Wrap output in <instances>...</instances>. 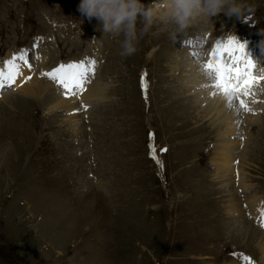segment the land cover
<instances>
[{
	"label": "rangeland",
	"instance_id": "rangeland-1",
	"mask_svg": "<svg viewBox=\"0 0 264 264\" xmlns=\"http://www.w3.org/2000/svg\"><path fill=\"white\" fill-rule=\"evenodd\" d=\"M79 2L0 0V59L10 46L35 42L37 54L29 52L26 65L31 74L42 70L37 60L44 53L45 68L96 54L88 84L99 76L108 86L81 132L62 120V108L48 111L47 96L23 95L13 85L0 90V264H239L241 257L255 262L241 264L262 263L252 235L235 234L232 219L242 220H228V192L208 163L217 127L191 107L181 65L185 45L201 46L210 32L202 29L211 24L220 28L212 36L235 29L252 42L257 62L264 0H240L247 8L239 19L222 12L207 24L197 17L183 32L155 17L129 57L119 54L123 36L83 17ZM193 33L196 44L183 41ZM258 110L259 120L245 123L255 144L244 160L251 183L245 195L264 200Z\"/></svg>",
	"mask_w": 264,
	"mask_h": 264
},
{
	"label": "bare ground",
	"instance_id": "bare-ground-1",
	"mask_svg": "<svg viewBox=\"0 0 264 264\" xmlns=\"http://www.w3.org/2000/svg\"><path fill=\"white\" fill-rule=\"evenodd\" d=\"M145 2H146V6L154 2L157 9L156 17L162 19V21L165 23L166 22L168 24L171 23L170 21L162 18L163 13L165 11L164 8L162 7L164 0H146ZM198 18H199L198 21H202V22L204 21L203 23L209 24L208 19L210 18H206V17H198ZM198 18L194 20H197ZM202 22L200 24H203ZM216 25L217 24L215 25L211 24V26L206 25L205 26L206 28L203 27L204 29L202 30H210V32L207 35L205 33L204 35L205 39H203L204 41L201 40V44H202L201 46H196V48H194L191 45H187V46L185 45L186 51L183 53L184 55L182 56V58L183 57L186 58L187 63L183 65L180 64L181 66L184 67L183 77H184V85L186 90L185 93H187L188 96L191 97L190 99H192L193 101L190 104L191 107L194 108V105H196V108L198 110L197 112L201 116L200 118L209 117L211 122L217 127L215 133L216 135L215 136L216 143H214L215 147L212 145L215 149H213V154L210 156L208 160V163L212 165L214 168V170L212 171V178L214 176L217 182L219 181V189H221L224 192L227 190L228 192L224 198V200L226 201L224 204L225 205L224 210L228 215V220L230 222H231V218H235V219L240 218V220H242L241 223H238L235 222L234 219H232L233 224L235 225L234 226L235 234L238 235L242 234L243 236H247L248 234L252 235L251 237H253L256 240V245L257 248H259L260 250L261 259L263 261L262 263H258V262L256 263L264 264V227L260 226L261 209H264V200L257 193H254L252 195L250 194L245 195V192L250 187L251 183L248 182V178H246L247 171L245 170V165H244L246 164L244 160L246 159L247 156H250L248 155V153L252 151V149H254L251 147L255 145L254 144L250 146V138L246 139L247 136L245 134H247L251 129L249 128V125L245 123L246 121L249 124L250 121L255 123L257 120H259L260 115L258 113L259 112L258 109L264 110V103H250V107L253 109L252 112L249 111L240 112L237 110L236 107H233L231 109L228 108L222 96L217 95L214 97L213 95L210 94L211 91L210 89H206L205 87L202 86L207 81L205 77L201 75V72L199 70V64L208 58L207 53L211 50L213 42L217 38L226 39L229 35L234 37L238 36L240 40L247 41V48L251 55L252 54L256 55V51L255 49H253L254 45L252 44V42H250L248 39L243 37L240 33H236L235 29H233L232 34L229 35L226 34L227 32L226 31L225 33L219 34V36L217 37L212 36V34H214L212 33V31H218L220 29L218 25L217 26ZM198 34L199 33H193L190 36H188L186 40L183 41L186 43L188 41H191L192 44H196V41L199 38ZM35 44H36L35 42H30L27 44V46L23 47L22 49H18L17 51L13 50L12 49L13 47L11 48L10 46V48L8 47L5 53V59L11 58L14 52L15 53L23 52V54L25 55V60L27 61V58L29 57L28 56L29 52H33V54H37L38 49ZM193 52L199 53V55L194 57L192 55ZM95 56L97 55L96 54H93L92 56L88 55V57L85 59L75 57L72 60L68 59L67 61H60L56 63V65L53 67H56L61 62L67 63L69 61H79V60H84L85 64L90 66L92 64L90 62H92L95 59ZM46 60H47V54L44 53V55L40 56L39 59L37 60V62L39 61L38 64L42 70L41 71L38 70V72L33 71V73L28 74L27 73L28 70L26 68V65L28 63L20 64L17 59L16 62L20 65L21 75L15 78V82L12 84L13 90L23 95H28V96L36 95L38 98H43L47 96L46 106L48 111L51 113L62 108L63 109L62 120L66 121L69 124V127L73 129V132H81V128H83L84 125L82 123V119L84 115L86 117H90L93 113H95L96 105L102 103L105 99L106 96L105 89H107L108 86L103 85L102 84L103 81H101L102 77L100 78L98 76V79L95 80L92 85L91 83L89 85L88 82L85 83L83 91L76 94H69L66 96L64 89H62L59 85H57L55 82H53L46 76L41 75L43 71H48L53 68V67L45 68L48 67L45 66ZM256 63H257L256 64L257 69L264 67V50L261 53V55L258 56V60ZM26 77H31V79H25ZM262 88H264V84L254 89L258 93V95L252 97L251 99H256L260 101V99L264 97V91H261ZM0 90H2V88ZM0 98H2V96H0ZM88 103L91 104L89 108L87 106ZM84 106L87 107L85 108ZM242 114H244L243 118H241ZM240 142L242 143L241 148L237 147V144ZM253 142L255 141L253 140ZM19 145L20 142L18 144V147ZM235 158L238 159V161L237 160L235 161ZM246 161L248 160L246 159ZM234 179L236 183L234 182ZM242 200H245L244 204L247 205V209H248L247 213L245 214H244V208L242 207ZM252 221H255V223L250 224V222ZM236 258L237 256L233 257V259L235 260ZM249 260L253 262V260L251 259ZM239 261H240L239 264H241V263H245L246 260L241 257L239 258ZM230 264H235V263L234 261H232L230 262ZM247 264H250L248 260H247Z\"/></svg>",
	"mask_w": 264,
	"mask_h": 264
},
{
	"label": "snow or ice",
	"instance_id": "snow-or-ice-1",
	"mask_svg": "<svg viewBox=\"0 0 264 264\" xmlns=\"http://www.w3.org/2000/svg\"><path fill=\"white\" fill-rule=\"evenodd\" d=\"M187 43L191 44V41ZM192 55L195 57L199 53L193 52ZM207 57L199 64V70L207 81L202 86L210 89L211 95L222 96L228 108L236 107L238 111L252 112L250 103H264L251 99L258 95L254 89L264 84V67L257 69L256 60L248 51L247 41L231 35L226 39L217 38ZM17 59L27 63L23 52H14L11 58L0 59V88L11 87L15 78L21 75ZM91 71V67L86 65L84 60H79L61 62L56 67L43 71L41 75L64 89L67 96L84 90ZM261 91H264V88ZM149 154H152L151 151ZM260 226L264 227V209H261Z\"/></svg>",
	"mask_w": 264,
	"mask_h": 264
},
{
	"label": "clouds",
	"instance_id": "clouds-1",
	"mask_svg": "<svg viewBox=\"0 0 264 264\" xmlns=\"http://www.w3.org/2000/svg\"><path fill=\"white\" fill-rule=\"evenodd\" d=\"M162 7V18L173 23L177 32H183L197 17L212 18L223 12L239 19L247 8L240 0H164ZM78 11L89 20L95 18L104 33L122 35L119 54L129 57L151 28L157 9L154 2L145 6L141 0H80Z\"/></svg>",
	"mask_w": 264,
	"mask_h": 264
}]
</instances>
